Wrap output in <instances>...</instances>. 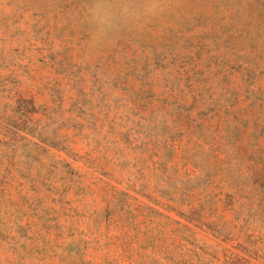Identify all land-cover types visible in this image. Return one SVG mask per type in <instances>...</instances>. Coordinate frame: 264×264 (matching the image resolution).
Listing matches in <instances>:
<instances>
[{
	"label": "rangeland",
	"instance_id": "1",
	"mask_svg": "<svg viewBox=\"0 0 264 264\" xmlns=\"http://www.w3.org/2000/svg\"><path fill=\"white\" fill-rule=\"evenodd\" d=\"M0 264H264V0H0Z\"/></svg>",
	"mask_w": 264,
	"mask_h": 264
}]
</instances>
